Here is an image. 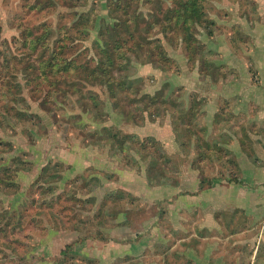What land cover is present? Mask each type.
<instances>
[{
    "label": "rangeland",
    "instance_id": "374dc122",
    "mask_svg": "<svg viewBox=\"0 0 264 264\" xmlns=\"http://www.w3.org/2000/svg\"><path fill=\"white\" fill-rule=\"evenodd\" d=\"M182 1L0 0V264H96L107 246L216 244L243 264L259 248L255 264H264L259 136L254 145L246 132V156L231 147L241 178L259 183L251 192L256 204L241 207L251 219L230 218L233 205H221L224 237L212 233L200 245L174 230L185 207L196 204L189 193L195 173L216 186L234 176L226 151L214 147L219 118L210 119L213 106L202 116L200 94L220 77L222 45L248 49L243 38L250 19L264 23V0L261 7L256 0H189L198 4L192 59L172 32ZM100 65L109 68L99 78L108 87L92 77ZM138 88L161 93L153 109L138 100ZM194 148L197 154H186Z\"/></svg>",
    "mask_w": 264,
    "mask_h": 264
},
{
    "label": "crops",
    "instance_id": "0c3cea01",
    "mask_svg": "<svg viewBox=\"0 0 264 264\" xmlns=\"http://www.w3.org/2000/svg\"><path fill=\"white\" fill-rule=\"evenodd\" d=\"M256 3H258V7H261L262 3H260V0H256ZM260 17L262 18V15ZM251 22L250 19L249 25L251 28L246 33L247 37H242L243 41L247 40L248 49L246 51L231 52L222 45L221 49L216 51L217 58L222 57V59H227V61H222L221 64L223 65H218L220 66V72L218 71L220 77L215 85L210 87L208 93L200 94L203 101L202 116L205 115L206 107L213 106L210 119L219 118V121L214 122L217 125V143L214 147L226 151L227 158L233 163L231 173H234V176L218 179V185L223 183V186H216V179H212L210 178L211 176L206 174L195 173L196 186L189 193L191 194V200H194L196 204L193 207H185L184 220L179 224V227L182 226V228L174 226L178 228H174V230L178 232L184 231L185 235H187L185 240L193 244L196 242V245H200L212 233L224 237L221 230V228L223 229V224L220 219L225 218L226 212L222 210L221 205H233L230 218L234 217V213H242L243 217L245 216L242 219L245 224L251 219L252 214L249 212L244 214L241 208L242 205H245L246 202H250L252 205L256 204L251 192L256 190L259 183L253 180V184L252 181L246 182L241 178L239 162L235 158V151L231 149L232 146H235L238 153L246 156L244 149L241 148V140L246 136V132L249 137L248 140L250 141L252 138L254 145L256 137L259 136L258 140L260 142L264 140V23H260V20ZM237 40L240 41L239 39ZM226 65L233 68L232 72L234 74L228 75L226 73ZM202 81L204 82V80ZM209 113L207 111L208 115ZM237 120H240L239 124H237L239 130L234 125ZM229 124L232 126V130H229ZM222 139L225 141H222ZM194 153L197 154L196 148L190 149V152L186 154L193 155ZM190 158L186 159V163L190 161L193 163L192 157ZM244 159L254 170H257L255 160L251 162L250 159ZM203 181H206L207 185H204ZM177 187L178 183L172 188L177 189ZM208 201L209 204L213 203L211 212H207L210 211L207 208ZM189 218H191V224L186 220ZM232 232L234 234L236 230ZM244 244H247V242L244 241ZM92 247L95 249L98 246H88V248ZM220 247L218 244L216 246H107L106 250L108 249V252L105 253V256L103 258L95 256L93 257V262L95 261L96 264L244 263L240 259H226L223 253L224 248ZM62 248L63 246L60 250ZM258 251H260L259 248L255 251L256 254L252 259V263L250 262L251 264H255ZM88 256L91 257L92 254L88 253Z\"/></svg>",
    "mask_w": 264,
    "mask_h": 264
},
{
    "label": "trees",
    "instance_id": "16d2710c",
    "mask_svg": "<svg viewBox=\"0 0 264 264\" xmlns=\"http://www.w3.org/2000/svg\"><path fill=\"white\" fill-rule=\"evenodd\" d=\"M197 8H198L197 2L195 3V2H191L189 0H186V1L183 0L181 2V7L178 9L176 21L174 22V26L172 29V32H174L178 38H181L182 43L184 44V46H186V49L189 51V53H187L189 59H192V55L194 54V48L192 47V45H193V43H195V38L191 34L192 26H191L190 20L193 18L194 15L197 16V13H198ZM166 13L168 15L166 17V19H168L172 15V12H171V10H167ZM170 19H171V17H170ZM119 45L120 44L118 42H115L114 49H116L117 47H120ZM105 47L107 48L108 46L106 45ZM114 49H112L111 51L114 52L115 51ZM107 56H109L108 63H110V65H112V62H114V55L110 53ZM161 59H164V58H161ZM164 60H165V62H167L166 58ZM101 76L102 77H108L109 76V68L105 69L100 65V69L98 67V69L94 70L93 74H92V77L98 81L95 83H99L100 85H105L108 87L109 86L108 82H100L99 81V78ZM88 78H91V74H90V77H88ZM113 82H114V80L112 81V83ZM123 84L124 83H119V84H117V86L120 88H123V86H124ZM107 89L111 90L110 87ZM111 92H112V90H111ZM136 95L139 96L138 100H146L147 103H149V106H147V107L149 110H151L153 108H152V105L150 103L157 104V101L160 99L159 96L161 95V93H158L157 95L152 96V97L148 96V95H144V94L140 95V89L138 88V89H136ZM191 114H193V113H191ZM131 138H133V137H131Z\"/></svg>",
    "mask_w": 264,
    "mask_h": 264
}]
</instances>
